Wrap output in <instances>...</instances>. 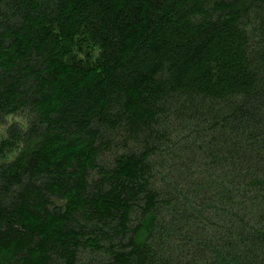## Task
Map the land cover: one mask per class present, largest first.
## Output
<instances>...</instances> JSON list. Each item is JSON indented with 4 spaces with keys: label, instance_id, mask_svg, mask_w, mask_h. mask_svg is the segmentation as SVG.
I'll list each match as a JSON object with an SVG mask.
<instances>
[{
    "label": "trees",
    "instance_id": "16d2710c",
    "mask_svg": "<svg viewBox=\"0 0 264 264\" xmlns=\"http://www.w3.org/2000/svg\"><path fill=\"white\" fill-rule=\"evenodd\" d=\"M0 264H264V0H0Z\"/></svg>",
    "mask_w": 264,
    "mask_h": 264
}]
</instances>
